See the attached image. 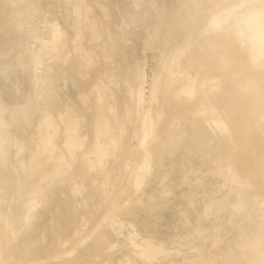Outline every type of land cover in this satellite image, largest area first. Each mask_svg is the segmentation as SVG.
Wrapping results in <instances>:
<instances>
[{"label": "rangeland", "instance_id": "374dc122", "mask_svg": "<svg viewBox=\"0 0 264 264\" xmlns=\"http://www.w3.org/2000/svg\"><path fill=\"white\" fill-rule=\"evenodd\" d=\"M245 1L214 31L237 0H32L62 36L30 103L31 15L0 0V264H264V0Z\"/></svg>", "mask_w": 264, "mask_h": 264}, {"label": "bare ground", "instance_id": "6f19581e", "mask_svg": "<svg viewBox=\"0 0 264 264\" xmlns=\"http://www.w3.org/2000/svg\"><path fill=\"white\" fill-rule=\"evenodd\" d=\"M25 6H26V8H25V10H27V12L28 13H30V15L31 16H29V17H27L25 20H27L28 18H31V17H34V16H37V15H35L34 14V11H36V8H35V10H34V6H33V4H32V0H20ZM238 1H239V3H238ZM245 2H247V1H245V0H237V3H235L236 5H234V3L232 4L233 6H231V7H228L229 5H227V7H222V8H220L219 10H217L216 11V13L214 14V15H212V17L210 18V20L208 21V27L210 28V29H212V30H218V29H221V28H223V24H225L227 21H228V19L230 18V16L232 17V13L234 12V11H236V10H238V8H239V10H240V7L241 6H245ZM249 2V1H248ZM231 5V4H230ZM243 6V7H244ZM246 6H247V4H246ZM242 7V8H243ZM241 8V9H242ZM23 9H24V7H23ZM34 10V11H33ZM264 11V10H263ZM263 11H261V13L263 12ZM259 13V12H258ZM261 13H259V14H256L257 15V17L259 18L260 17V14ZM264 13V12H263ZM262 13V14H263ZM263 16H264V14H263ZM256 17V18H257ZM250 18V17H249ZM260 18H264V17H260ZM259 18V19H260ZM24 20V21H25ZM24 21H23V23H24ZM48 25H49V37H47L46 39H43V42L42 43H40V47L38 48V51L36 52V53H34V55L31 57L32 58V60H33V62H34V65H35V67H40L41 65H42V59H43V56H44V51L45 52H47V51H49L50 50V53L52 54V56H53V49L55 48V45L57 44V42L59 41V39L61 38V36H62V31H61V27H60V25L58 24V23H48ZM260 25H258L257 26V28L258 29H256V31H255V33H254V35H252L251 36V41L252 40H255L254 42H256L255 44L256 45H258V48L254 51V52H252L253 54L251 55L252 57V60H256V59H258V58H260L261 56H263L264 57V28L263 27H259ZM262 26H263V24H262ZM207 27V28H208ZM206 28V29H207ZM22 30H23V26H22ZM208 30V29H207ZM222 30V29H221ZM213 31V32H214ZM63 40V39H62ZM253 42V41H252ZM254 44V45H255ZM253 49H255V47L253 48ZM253 49H252V51H253ZM68 55H67V57L69 58L70 56H71V54H69V52L67 53ZM179 54V53H178ZM183 54V53H182ZM262 58V57H261ZM176 62V61H175ZM66 63V62H65ZM64 63V64H65ZM170 65V64H169ZM143 66V65H142ZM47 68V67H46ZM46 68H45V71H44V75H45V72L47 71L46 70ZM142 69V68H141ZM140 69V70H141ZM36 71V70H35ZM35 73V72H34ZM139 74V73H138ZM138 76V75H137ZM141 85H139V89H138V98H139V100H138V102H139V104H142V102H144L143 101V92H144V83H145V73H144V70H142V72H141ZM180 77V76H179ZM138 79H139V77H138ZM47 80V82H48V84H51L52 83V78H48V79H46ZM182 80V79H181ZM211 80L213 81V82H211ZM204 81V80H203ZM207 81V80H206ZM206 81H204L203 83H201L202 85L206 82ZM215 81H217V80H215V79H209V82H211L210 84H211V87L213 88V87H215L216 86V84L214 83ZM156 82V81H155ZM208 82V81H207ZM208 82V83H209ZM213 83V84H212ZM200 84V85H201ZM209 84V85H210ZM199 85V84H198ZM205 85V84H204ZM207 85V84H206ZM183 87V86H182ZM206 88V87H205ZM199 89H201L202 90V88L199 86H197V83H195V81L194 80H188V82L186 83V86H184L183 88H182V90L181 91H183V94H186L187 96H188V98H192L197 92H199L200 90ZM156 90V89H155ZM204 90V89H203ZM201 92V91H200ZM180 93H182V92H180ZM179 95V94H178ZM153 99V98H152ZM147 112H149V111H147ZM147 116V115H146ZM149 118V117H148ZM144 119V118H143ZM145 120H146V117H145V119L144 120H142L143 121V132H142V135L140 136V145L142 146V147H144V144H145V142H146V139H147V131H145L146 129L144 128L145 126H144V124H145ZM150 121V120H149ZM148 122V121H147ZM148 126V125H147ZM149 127H150V125H149ZM148 127V128H149ZM150 130V129H149ZM148 134H150L149 132H148ZM20 144V143H19ZM20 152V151H19ZM17 153H18V151H17ZM18 155V154H17ZM33 161V160H32ZM19 163V162H18ZM148 158L146 157L145 159H144V162L142 163V168H146V167H148ZM15 167H16V164H15ZM19 167H20V165H19ZM18 169V168H17ZM20 169V168H19ZM16 171V170H15ZM141 171H143V170H141ZM17 173H18V171H17ZM16 173V174H17ZM138 176V175H137ZM141 178H142V175H141ZM139 180H140V178H138L137 177V181H135V182H138L139 183ZM141 181V180H140ZM138 183H136L137 184V187H138ZM141 183V182H140ZM136 184H135V186H136ZM30 189V188H29ZM30 191V190H29ZM37 198V197H36ZM40 200V199H39ZM33 201L34 200H32L30 203L28 202V200H27V202L29 203V204H27V206H28V212H26V214H25V218H26V220L30 217V215H31V211H34V206H33ZM38 201V200H37ZM36 201V202H37ZM41 201V200H40ZM34 203H35V201H34ZM36 204V203H35ZM38 205V204H37Z\"/></svg>", "mask_w": 264, "mask_h": 264}, {"label": "built area", "instance_id": "2783aa9c", "mask_svg": "<svg viewBox=\"0 0 264 264\" xmlns=\"http://www.w3.org/2000/svg\"><path fill=\"white\" fill-rule=\"evenodd\" d=\"M48 17L49 16H46V14L37 15V16L28 18L23 23L22 47L16 59L19 63H21L20 66L23 69L22 71L26 74L31 75V72H32L31 67H30L31 57L34 55V53L38 51V48L40 47V43L43 42V39H46L47 37H49L50 31H49L48 22L50 20ZM44 53L45 54L42 59V65L38 67L36 71L33 70V73L35 72V75L39 77L41 80L39 81V84L34 85L37 93L34 94L36 96L33 97L34 100H30V103L31 101L32 102L42 101V99L40 98L42 96V93L46 90V83L43 82V79H45L44 77L45 68L50 66V67H53L54 69L56 65L54 59L52 58V54L50 53V50L47 52L44 51ZM1 72L5 74L4 71H1ZM58 73L61 74L60 72ZM61 75H62V78L59 77V80L57 82V88H59L60 94L63 93V96L67 99L68 96L64 92L66 91L65 87H66L67 81L63 79L64 77L63 74ZM43 112L46 113L45 110Z\"/></svg>", "mask_w": 264, "mask_h": 264}]
</instances>
